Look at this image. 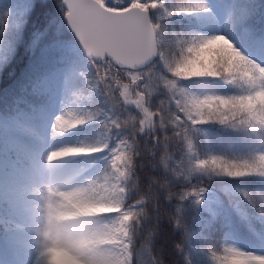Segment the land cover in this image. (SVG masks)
<instances>
[{"label":"snow or ice","instance_id":"obj_1","mask_svg":"<svg viewBox=\"0 0 264 264\" xmlns=\"http://www.w3.org/2000/svg\"><path fill=\"white\" fill-rule=\"evenodd\" d=\"M58 6L88 70L65 75L50 139L96 127L87 142L34 152L5 201L26 264H50L53 248L75 264H264L235 242L264 248V0ZM216 129L245 146H217ZM79 158L89 164L59 166Z\"/></svg>","mask_w":264,"mask_h":264},{"label":"clouds","instance_id":"obj_2","mask_svg":"<svg viewBox=\"0 0 264 264\" xmlns=\"http://www.w3.org/2000/svg\"><path fill=\"white\" fill-rule=\"evenodd\" d=\"M225 47L227 48V45ZM225 54L230 55V56H236L237 58H239L238 54L233 52L231 49H228V51H226ZM40 241H42V238H38V243L36 245L37 255H38V250L41 246ZM53 249H57V251H50L49 252L50 261H55V260L60 259V258H65V259L69 258L68 254L65 253L62 249H59V248H53ZM252 264H261V261L260 260H254V261H252Z\"/></svg>","mask_w":264,"mask_h":264},{"label":"rangeland","instance_id":"obj_3","mask_svg":"<svg viewBox=\"0 0 264 264\" xmlns=\"http://www.w3.org/2000/svg\"><path fill=\"white\" fill-rule=\"evenodd\" d=\"M50 263H52V264H58V262H57V261H53V262H50Z\"/></svg>","mask_w":264,"mask_h":264},{"label":"trees","instance_id":"obj_4","mask_svg":"<svg viewBox=\"0 0 264 264\" xmlns=\"http://www.w3.org/2000/svg\"><path fill=\"white\" fill-rule=\"evenodd\" d=\"M201 186H205V185H201Z\"/></svg>","mask_w":264,"mask_h":264}]
</instances>
